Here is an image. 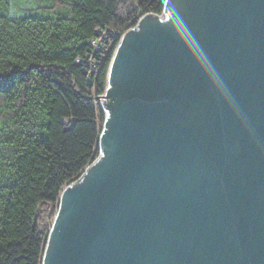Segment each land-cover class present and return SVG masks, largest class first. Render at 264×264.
<instances>
[{"label": "water", "instance_id": "1", "mask_svg": "<svg viewBox=\"0 0 264 264\" xmlns=\"http://www.w3.org/2000/svg\"><path fill=\"white\" fill-rule=\"evenodd\" d=\"M96 98L41 264H264V0H164Z\"/></svg>", "mask_w": 264, "mask_h": 264}, {"label": "trees", "instance_id": "2", "mask_svg": "<svg viewBox=\"0 0 264 264\" xmlns=\"http://www.w3.org/2000/svg\"><path fill=\"white\" fill-rule=\"evenodd\" d=\"M164 0H0V264H41L62 188L98 154L120 36Z\"/></svg>", "mask_w": 264, "mask_h": 264}, {"label": "bare ground", "instance_id": "3", "mask_svg": "<svg viewBox=\"0 0 264 264\" xmlns=\"http://www.w3.org/2000/svg\"><path fill=\"white\" fill-rule=\"evenodd\" d=\"M99 101H100V103L103 105V103H102V97L100 96L99 97ZM104 107V106H103ZM104 109H105V107H104Z\"/></svg>", "mask_w": 264, "mask_h": 264}, {"label": "rangeland", "instance_id": "4", "mask_svg": "<svg viewBox=\"0 0 264 264\" xmlns=\"http://www.w3.org/2000/svg\"><path fill=\"white\" fill-rule=\"evenodd\" d=\"M110 63V62H109Z\"/></svg>", "mask_w": 264, "mask_h": 264}]
</instances>
